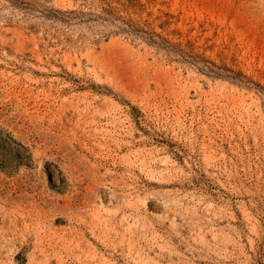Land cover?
Masks as SVG:
<instances>
[{"label": "rangeland", "instance_id": "1", "mask_svg": "<svg viewBox=\"0 0 264 264\" xmlns=\"http://www.w3.org/2000/svg\"><path fill=\"white\" fill-rule=\"evenodd\" d=\"M85 3L0 0V264H264V0Z\"/></svg>", "mask_w": 264, "mask_h": 264}, {"label": "trees", "instance_id": "2", "mask_svg": "<svg viewBox=\"0 0 264 264\" xmlns=\"http://www.w3.org/2000/svg\"><path fill=\"white\" fill-rule=\"evenodd\" d=\"M89 2L90 6H94L98 14L92 12L76 11V10H55L50 17L56 20L68 21L73 17L81 20L85 17H93V20H103L109 23H118V29L121 32L144 36L153 41L154 32L148 29L149 22L147 19H137L147 9V2L142 0H84ZM85 3V4H86ZM89 10L91 7L86 5ZM150 13H148V16ZM90 20V18H88Z\"/></svg>", "mask_w": 264, "mask_h": 264}]
</instances>
